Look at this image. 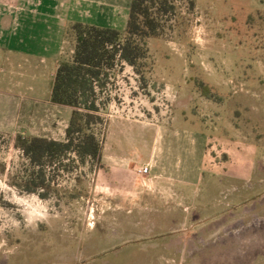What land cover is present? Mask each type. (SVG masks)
<instances>
[{
  "label": "rangeland",
  "instance_id": "rangeland-1",
  "mask_svg": "<svg viewBox=\"0 0 264 264\" xmlns=\"http://www.w3.org/2000/svg\"><path fill=\"white\" fill-rule=\"evenodd\" d=\"M98 1L115 17L97 24L124 31L131 0ZM171 1L142 64L118 60L96 85L90 129L102 142L101 163L67 154L46 169L51 189L27 192L35 168L17 135L31 130L63 141L72 108L0 109L11 114L0 131V264H248L264 257V244L251 250L256 225L239 233L233 228L242 220L226 225L236 214L227 200L264 187V0ZM75 43L67 32L65 55ZM149 161L150 173H141ZM167 183L178 202L165 201ZM261 204L264 190L243 208ZM211 206H222L217 219L206 217Z\"/></svg>",
  "mask_w": 264,
  "mask_h": 264
},
{
  "label": "crops",
  "instance_id": "crops-1",
  "mask_svg": "<svg viewBox=\"0 0 264 264\" xmlns=\"http://www.w3.org/2000/svg\"><path fill=\"white\" fill-rule=\"evenodd\" d=\"M113 17L114 9L98 0H0V109L46 107V104L54 103L51 97L55 74L61 61L67 56L72 58L75 49L74 44L69 55H65L68 28L76 22L101 26L97 24L99 19L108 20ZM10 117L8 111H0V131H7L3 123L9 124ZM12 130L15 133V127ZM19 133L26 134L27 131ZM28 134L47 138L45 135H34L31 130ZM147 164L152 169L155 163L149 161ZM160 176L155 174L154 177H157L156 186L162 189L166 183L160 181ZM167 187L171 188L172 194L165 197V201L178 202L179 192L168 183ZM263 190L264 187L256 193L240 192L226 203L230 209L236 210L235 216L227 221V226L233 227L231 224L242 220V225L233 228L237 233L251 231L256 228L255 225L258 227L254 234L250 233L254 239L251 250L255 252L264 244L260 240V237L264 238V204L253 207L251 212H245L243 205ZM136 200L132 202H139V199ZM223 200L214 198L212 201L222 205L225 202ZM218 206H211L206 217L217 219L223 213L222 206ZM248 237L246 235L244 239L247 244ZM249 248L251 246L238 248L239 254L249 252ZM248 264H264V257L260 256Z\"/></svg>",
  "mask_w": 264,
  "mask_h": 264
},
{
  "label": "trees",
  "instance_id": "trees-1",
  "mask_svg": "<svg viewBox=\"0 0 264 264\" xmlns=\"http://www.w3.org/2000/svg\"><path fill=\"white\" fill-rule=\"evenodd\" d=\"M191 2L194 5V1ZM173 10L171 0H131L124 31L82 22L68 28L67 32L75 37V49L71 59L61 61L51 97L54 103L72 108L66 139L17 135L16 146L35 168L26 179L27 192L51 189L46 169L60 163L67 154L74 153L82 161L92 158L101 163L102 142L90 129L96 118L92 111L98 110L96 85L118 60L138 68L148 53L147 40L162 34L163 19Z\"/></svg>",
  "mask_w": 264,
  "mask_h": 264
},
{
  "label": "built area",
  "instance_id": "built-area-1",
  "mask_svg": "<svg viewBox=\"0 0 264 264\" xmlns=\"http://www.w3.org/2000/svg\"><path fill=\"white\" fill-rule=\"evenodd\" d=\"M149 171H150V167H149V166H146V167L140 169V172H141V173H145V174H148Z\"/></svg>",
  "mask_w": 264,
  "mask_h": 264
}]
</instances>
